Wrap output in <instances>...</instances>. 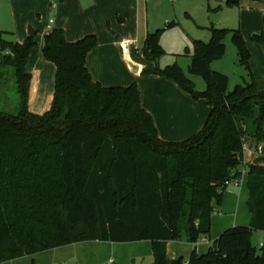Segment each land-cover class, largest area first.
I'll list each match as a JSON object with an SVG mask.
<instances>
[{"label":"trees","instance_id":"trees-1","mask_svg":"<svg viewBox=\"0 0 264 264\" xmlns=\"http://www.w3.org/2000/svg\"><path fill=\"white\" fill-rule=\"evenodd\" d=\"M223 1L240 6V0ZM209 31V42H193L189 68L205 80L202 92L178 64L161 67L162 30L143 46L144 76L174 80L212 110L203 130L183 142L159 137L137 85L105 88L94 82L87 58L96 36L73 43L59 29L45 36L43 52L57 73L53 102L43 115L29 110L27 66L35 37L24 43L0 39V80L14 69L20 101L17 115L0 110V264L96 241H150L153 264H264V243L259 250L252 246L254 231L264 232V85L252 77L241 30ZM228 36L252 77L231 92L229 78L211 67L225 56ZM254 39L264 47L263 35ZM246 137L263 145L262 157L246 166L251 225L227 229L206 254L193 249L188 260L170 261L169 242L185 234L195 244L210 235L213 201L221 204L226 182L243 177L236 168Z\"/></svg>","mask_w":264,"mask_h":264},{"label":"rangeland","instance_id":"rangeland-1","mask_svg":"<svg viewBox=\"0 0 264 264\" xmlns=\"http://www.w3.org/2000/svg\"><path fill=\"white\" fill-rule=\"evenodd\" d=\"M172 3L166 0V7L169 9L170 18L166 20L160 27L162 30L161 44L164 42L166 46L167 55L162 58L161 64L169 66L178 64L192 79L197 86V91L202 92L206 89L205 80L201 77L192 76L189 73L191 66V56L195 53L192 40H202L209 42L211 40V33L207 30L212 25L213 12L220 6L221 8L216 13L220 16L221 21L218 24L221 28L228 30H241L247 45L251 52V66L252 72L264 80V47L254 39V36L263 35L264 37V10L256 8L253 0H240L239 7H228L225 3H220V0H175ZM12 0H0V39L6 43L18 42L21 30V23L18 21L16 14V6ZM252 3V4H251ZM161 3L152 4L150 17L157 21L161 16ZM252 11L250 15L245 18L244 11ZM252 9V10H251ZM258 9L261 11V16L257 14ZM50 18L41 15L38 17L36 14L30 18L33 23H29L26 28L27 39L30 29L36 30L39 24L45 20L49 22ZM171 21L176 23L175 27L166 28V24ZM253 31V32H250ZM35 40L38 45L33 49L32 56L28 69L31 73L34 70L43 72V102L48 98L51 92H54L56 84L55 78L57 70L54 64L48 61L43 53L45 47L42 43L40 34H37ZM26 39V40H27ZM226 53L220 60L213 62L211 66L224 73L229 78V91L238 86H244L251 81L249 72L243 67L238 58V51L234 46L231 36L225 40ZM188 51V52H187ZM5 54H0V61ZM53 70V71H52ZM6 72V71H5ZM38 103V102H37ZM35 105L33 110H35ZM0 110L10 115H17L20 110V101L18 99L17 85L14 69H11L8 74L0 80ZM164 141V140H163ZM246 145L244 149V156L248 158V164L252 165L256 162L262 154H256V150L263 145L257 143L254 138H245ZM174 142V141H172ZM247 155V156H246ZM243 159V163L246 159ZM244 166V165H243ZM238 169V168H236ZM247 192V184L244 185ZM249 194V191H248ZM246 194V196H248ZM247 197L240 199L235 196L225 195L221 204L213 201L212 205L215 209L211 216L212 229L208 238H213L215 241L219 238L224 231L234 227V220H237L238 226H250L251 215L248 209ZM224 215L219 216L220 212ZM237 226V227H238ZM211 236V237H210ZM252 246L258 250L264 243V233L261 231H254L252 235ZM182 239L175 241L170 247L171 254H178L179 258L184 256L188 259L191 256V251L194 246L188 242L185 234ZM71 246V245H69ZM64 250L57 252H43L33 256H25L17 258L13 261L4 262L1 264H109L110 259H114L116 264H152L154 263V256L152 253V243L150 241H143L142 243H104L96 242H82L80 244L72 245V247H65ZM69 248V249H67ZM208 245H201L198 251L206 254ZM95 258L97 262L93 263ZM91 261V262H90Z\"/></svg>","mask_w":264,"mask_h":264},{"label":"crops","instance_id":"crops-1","mask_svg":"<svg viewBox=\"0 0 264 264\" xmlns=\"http://www.w3.org/2000/svg\"><path fill=\"white\" fill-rule=\"evenodd\" d=\"M12 1L16 6L15 10L19 17L18 21L21 23V32L19 34V37H21L19 39L20 43H24L27 39V33L25 30L29 23H33L30 18H32L34 14L38 17L44 14L45 17L50 18L49 22L45 20V22L42 21L39 24L37 31H34V35L28 36L29 38L30 36L34 37L37 34H40L43 44L46 38L45 36L57 29L63 31L64 36L70 43L80 41L89 35L96 36L97 45L91 50L87 58V67L92 79L94 82L100 83L105 88L130 87L134 84L137 85L140 92L142 107L152 116L154 125L158 129L159 137L162 140L166 142H183L203 130L204 124L212 111L205 99L198 100L189 93H185L174 80L154 75L144 76L142 74L147 66L143 52V46L147 37L160 30L159 26L163 23L165 24V22L167 23L166 20L168 17H171L169 9L166 7V0ZM169 1L172 3L176 2L175 0ZM253 1L255 2L254 4L256 5V8H259L261 11L262 9L264 10V0ZM157 2H159V4L161 3V16L155 21L150 17V12L152 4ZM219 2L225 3L223 0H220ZM220 8L221 7L219 6L213 12V15H215ZM259 9L256 13L261 16V11ZM248 10L249 9L246 8L243 13L245 18L250 15L249 13H252V11ZM220 21V16L217 22L212 20L210 28H221L218 25ZM172 22L173 21L170 23ZM167 26L168 25L166 24V28ZM210 28H207V30L209 31ZM35 41L38 45L39 42H37V40ZM125 41L131 42L129 53H125L124 50H122V42ZM161 46L164 48L167 55L164 42ZM43 53L45 54V52ZM161 61L162 58L160 64ZM161 67L165 68L167 66L161 64ZM211 67L215 72H220L218 65L215 68H213V66ZM250 67L252 72L251 64ZM216 68L219 70H216ZM31 74L32 80L30 84L29 110L33 114L43 115L52 105L55 90L54 92H51L48 98L43 102V72L40 70H34ZM249 76L251 80L252 77H254L259 84L264 85V80L259 79L255 72H252V77L250 74ZM34 105L36 106L35 110H33ZM245 159L246 161L238 167V170H245L246 165L249 162L247 157H245ZM247 183L248 175H245L242 178L241 186L237 188V190H234L232 193H227L226 195L235 196L238 199L244 196L247 197L246 201H248L249 189L246 192L244 188V185ZM246 194H248V196H246ZM222 215H224V213L221 211L219 216ZM238 225L239 224H237V220L235 219L234 227H237ZM206 240L207 242L201 243L197 248L191 243L198 254H204L198 251L201 245H208L209 248L214 242L212 237L207 238ZM174 243L175 242H169L167 244V255L170 261L179 258L178 254L170 253V247H172ZM65 247H72V245L55 249L53 252L64 250L66 249ZM49 252H52V250H49ZM151 254L153 255V252ZM181 257L186 259L184 256ZM92 261H94L93 263H96L97 258ZM109 264H116V262L112 258L109 260Z\"/></svg>","mask_w":264,"mask_h":264},{"label":"built area","instance_id":"built-area-1","mask_svg":"<svg viewBox=\"0 0 264 264\" xmlns=\"http://www.w3.org/2000/svg\"><path fill=\"white\" fill-rule=\"evenodd\" d=\"M130 46H131V42L129 41H125V42H122V50H124L125 53H129L130 52ZM0 52H1V49H0ZM7 54V53H6ZM262 150H263V147H260L256 150V154H262ZM243 173V177L245 175H248L247 173V169L245 168L244 171H242ZM242 177V178H243ZM241 180H233V181H227L226 184H225V187L227 189V193H232L234 190H237V188H239L241 186ZM204 242H207L206 239H202L200 240L199 242L195 243L194 246L195 248H197L201 243H204Z\"/></svg>","mask_w":264,"mask_h":264},{"label":"water","instance_id":"water-1","mask_svg":"<svg viewBox=\"0 0 264 264\" xmlns=\"http://www.w3.org/2000/svg\"><path fill=\"white\" fill-rule=\"evenodd\" d=\"M218 19H219V15H217V14H215V15H213V21H218ZM34 30H32V29H30V32H29V35H34Z\"/></svg>","mask_w":264,"mask_h":264}]
</instances>
